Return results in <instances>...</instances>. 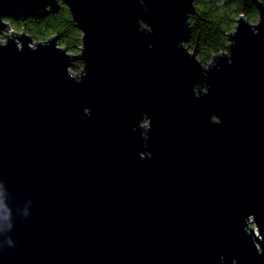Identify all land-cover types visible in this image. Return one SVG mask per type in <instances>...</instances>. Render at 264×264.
<instances>
[{"label":"water","instance_id":"water-1","mask_svg":"<svg viewBox=\"0 0 264 264\" xmlns=\"http://www.w3.org/2000/svg\"><path fill=\"white\" fill-rule=\"evenodd\" d=\"M193 1L0 0V264H264V5L204 65Z\"/></svg>","mask_w":264,"mask_h":264},{"label":"trees","instance_id":"trees-1","mask_svg":"<svg viewBox=\"0 0 264 264\" xmlns=\"http://www.w3.org/2000/svg\"><path fill=\"white\" fill-rule=\"evenodd\" d=\"M264 5V0H256ZM195 13L188 16L189 32L183 41L189 51L194 52L197 59L206 65L212 54L227 50L228 34L239 15L249 21L257 18V6L254 0H194ZM13 29H23L34 40H42L56 35L57 44L75 54L81 45V31L71 19L66 6L60 1L58 10L42 16L29 15L25 19L10 18ZM82 61L75 59L70 70L76 71Z\"/></svg>","mask_w":264,"mask_h":264},{"label":"rangeland","instance_id":"rangeland-1","mask_svg":"<svg viewBox=\"0 0 264 264\" xmlns=\"http://www.w3.org/2000/svg\"><path fill=\"white\" fill-rule=\"evenodd\" d=\"M4 20L5 21H8L7 20V18H4ZM9 22V21H8ZM252 22V21H251ZM11 28V27H10ZM10 28H6V29H2V33L0 34V38L1 39H3L4 38V34L5 33H9L10 32ZM17 31H21V30H23V29H16ZM78 53H75V54H73V55H77ZM211 61H209L208 63H210ZM207 65V64H206ZM80 70H81V68L80 69H77L76 71H72V73L74 74V75H76V76H78L79 74H80ZM142 125L144 126V129L146 128V126H148V124H145V120H142ZM250 226H254V224L253 223H250L249 224Z\"/></svg>","mask_w":264,"mask_h":264},{"label":"flooded vegetation","instance_id":"flooded-vegetation-1","mask_svg":"<svg viewBox=\"0 0 264 264\" xmlns=\"http://www.w3.org/2000/svg\"><path fill=\"white\" fill-rule=\"evenodd\" d=\"M60 1H61V0H58L59 5H60ZM28 16H29V15H28ZM28 16H26L25 18H27ZM31 16H34V15H31ZM25 18H24V19H25ZM7 20L9 21V23H10V25H11V19H10V17H7ZM11 28H12V27H11ZM12 29H13V28H12ZM15 30H16V29H15Z\"/></svg>","mask_w":264,"mask_h":264}]
</instances>
